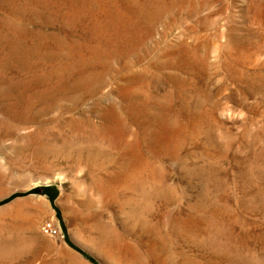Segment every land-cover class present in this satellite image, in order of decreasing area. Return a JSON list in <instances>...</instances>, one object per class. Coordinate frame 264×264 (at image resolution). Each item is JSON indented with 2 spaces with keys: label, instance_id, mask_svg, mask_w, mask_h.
Returning a JSON list of instances; mask_svg holds the SVG:
<instances>
[{
  "label": "rangeland",
  "instance_id": "374dc122",
  "mask_svg": "<svg viewBox=\"0 0 264 264\" xmlns=\"http://www.w3.org/2000/svg\"><path fill=\"white\" fill-rule=\"evenodd\" d=\"M65 1L0 0V264H264V0Z\"/></svg>",
  "mask_w": 264,
  "mask_h": 264
},
{
  "label": "bare ground",
  "instance_id": "6f19581e",
  "mask_svg": "<svg viewBox=\"0 0 264 264\" xmlns=\"http://www.w3.org/2000/svg\"><path fill=\"white\" fill-rule=\"evenodd\" d=\"M12 1V0H10ZM61 2H63L62 4H64V1L65 0H59ZM68 1V0H67ZM70 2L72 0H69ZM75 1V0H74ZM80 4H82L83 6L82 7H74V6H71V8H73V10L70 12V9H69V14H71L72 16H76V15H80V16H83L85 17L86 14H89L90 17H93L94 16V21H92V26L95 28L96 32L98 33H105V34H108L110 35V38L112 37L113 39V35H116V32H119L118 31V28L115 26V25H112L109 29L106 26L103 25V21L107 18L105 15H108L110 16L112 13H113V16L114 15V11L113 9H107V7H103L99 4L100 1L102 0H77ZM94 3L95 7L93 8L92 11L88 12L86 11V9L84 8L85 4L87 3ZM66 2V1H65ZM69 3V2H68ZM80 4H78L80 6ZM114 8V7H113ZM25 11V10H24ZM118 13V12H117ZM125 18V17H124ZM115 19H119L118 16L116 15ZM123 19V17H122ZM125 22V21H124ZM123 23V22H122ZM123 27V26H122ZM121 28V27H119ZM108 29V30H107ZM126 29H129V28H126ZM125 30V29H123ZM125 32H128L127 31H123L122 33H125ZM121 33V31L119 32ZM126 34V33H125ZM118 35V33H117ZM120 35V34H119ZM127 35V34H126ZM124 36V35H123ZM121 43V41H120ZM117 46V45H116ZM31 221V220H30ZM34 223H29V225L27 226V230H35L36 229L34 228ZM11 229H9V231H4V229H2L0 227V236L3 237L4 241L1 243L0 242V247L2 249H7V248H14V246H22L23 243L21 241H12V238H14V234L15 231L12 229V231H10ZM16 236V235H15ZM18 240V239H17ZM21 249V248H20ZM7 252V251H6ZM10 252V251H9Z\"/></svg>",
  "mask_w": 264,
  "mask_h": 264
},
{
  "label": "built area",
  "instance_id": "2783aa9c",
  "mask_svg": "<svg viewBox=\"0 0 264 264\" xmlns=\"http://www.w3.org/2000/svg\"><path fill=\"white\" fill-rule=\"evenodd\" d=\"M42 231L46 236H57L58 230L53 227L51 224L47 223L42 227Z\"/></svg>",
  "mask_w": 264,
  "mask_h": 264
}]
</instances>
